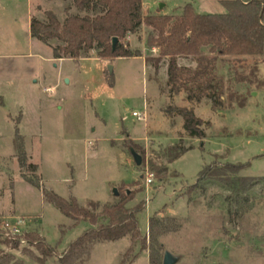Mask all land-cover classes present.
I'll use <instances>...</instances> for the list:
<instances>
[{
  "label": "rangeland",
  "instance_id": "obj_1",
  "mask_svg": "<svg viewBox=\"0 0 264 264\" xmlns=\"http://www.w3.org/2000/svg\"><path fill=\"white\" fill-rule=\"evenodd\" d=\"M145 1L155 14L178 15L187 3L199 13L228 11L222 0ZM148 6L145 11L151 13ZM47 10L57 12L61 21L79 13L72 0H34L33 16L46 21ZM29 23L28 0H0V240L12 233L6 226L11 223L19 228L17 234L36 233L62 253L91 225L75 224L47 201L44 190L75 197L86 207L89 200L99 201L100 212L120 199L114 194L117 188L119 193L134 191L130 207L146 202L139 214L146 248L137 246L134 264H158L152 255L163 263L165 250L180 256L177 264H264V86L232 79L234 66L246 72L253 59L218 61L216 73L224 79L226 100L225 106L214 107L207 97L197 104L186 99L183 89L171 92L169 58L158 67L147 61L159 51L148 46L152 31L145 25L126 40L139 56L102 62L95 51L88 58H48L47 47L53 54L62 43L28 44ZM14 38L20 40L17 46L12 45ZM205 51L210 53L209 48ZM178 63L197 66L193 57L180 56ZM109 64L114 67L113 86L107 80ZM260 73L264 78V62ZM231 93L237 96L233 105ZM170 104L194 107L199 117L210 121L211 126H204L206 138L190 137L182 117L166 113ZM134 111H146V119L139 120ZM16 126L25 138L29 163L38 165L35 172L19 164ZM126 138L144 149V154L134 150L143 158L141 165L125 145ZM178 143L193 148L170 163L166 149ZM152 163L163 170V181ZM212 163L248 165L228 179L202 180L190 192L201 170ZM237 177L256 181L249 187L251 181ZM155 213L170 229L157 237L162 248L153 249L149 218ZM130 245V235L99 242L90 254H80L68 264H120ZM0 248L23 264H41L25 251L37 253L27 240L18 249L3 243ZM46 264L61 263L54 256Z\"/></svg>",
  "mask_w": 264,
  "mask_h": 264
},
{
  "label": "trees",
  "instance_id": "obj_2",
  "mask_svg": "<svg viewBox=\"0 0 264 264\" xmlns=\"http://www.w3.org/2000/svg\"><path fill=\"white\" fill-rule=\"evenodd\" d=\"M72 3L79 13H69L64 21H61L52 10L45 12L46 21L35 16L31 19L32 37L47 45H50L52 40L62 43L53 48L54 58H88L90 56L87 54L91 51H95L102 62L139 56L140 52L131 50L126 40L129 34L137 33L146 25L152 31L147 44L159 51L157 57H149L147 61L158 67L163 58H169L168 83L171 92L178 94L183 89L189 102L199 104L207 97L211 99L214 107L225 106L224 79L216 73L218 61L225 58L236 61L252 58L253 61L246 72L233 67L235 74L232 79L249 86H264V78L260 73V66L264 62V0H222L228 8L225 13H199L192 3H187L178 15L147 13L143 0H72ZM97 11L100 13L92 14ZM115 37L118 41L114 48ZM207 48L210 53L205 51ZM180 56L193 57L197 63L196 68L180 65L178 63ZM113 74L109 72L107 75L111 86L114 85ZM236 97L235 93L229 95L230 105H233L231 101ZM239 103L244 106L245 100L242 99ZM166 113L169 116H181L183 128L190 137L202 140L206 138L204 126H211V122H205L199 117L194 107L170 104L166 108ZM21 116L20 114L17 118V125ZM14 141L21 168L37 171L38 165L29 163L25 138L19 132L18 126ZM124 143L131 150L144 154V149L132 139L126 138ZM192 148L181 143L168 147L166 149L168 161L172 163ZM247 165L241 163L206 165L200 172L198 182L190 186L189 191L196 190L202 180L231 178L229 175L237 174ZM152 170L157 172L160 181L165 179L160 175L163 170L154 163ZM237 180L245 183L251 181L249 187L256 181L249 177H237ZM28 181L39 187L38 182L30 179ZM134 195V191H122L117 202L105 204L102 210L97 212L101 207L99 201L89 200L86 207L75 197L67 199L52 190H44L47 201L74 220L75 224L88 222L91 227L72 240L62 253L57 252L56 247L51 246L44 237L36 233L9 236L0 240V243L18 249L22 240H27L37 253L30 249L25 251L37 262L46 264L49 258L57 256L61 264H68L80 254H90L92 246L96 243L117 241L130 235L131 245L124 253L120 264H132L138 255L137 246L145 249L147 240L139 224V214L144 210L146 202L141 201L133 207L128 206ZM167 220L174 221V218ZM149 229L150 247L162 248L157 237L167 232L169 226L163 224L155 213L149 218ZM151 260L153 263L163 264L155 255H152ZM0 264L23 263L16 260L14 254L0 248Z\"/></svg>",
  "mask_w": 264,
  "mask_h": 264
},
{
  "label": "water",
  "instance_id": "obj_3",
  "mask_svg": "<svg viewBox=\"0 0 264 264\" xmlns=\"http://www.w3.org/2000/svg\"><path fill=\"white\" fill-rule=\"evenodd\" d=\"M118 39L115 37L113 39V47L115 48L116 43H117ZM109 72L112 74L114 71V67L112 64H109L108 66ZM132 155L135 159V162L137 165H141L143 158L141 157L140 154H138L137 152H135L134 150H132ZM129 192V191H128ZM114 194L116 196H119V192L117 190V188L114 189ZM180 260V256L179 255H175L174 253H172L169 250H165L164 252V257H163V264H177V262Z\"/></svg>",
  "mask_w": 264,
  "mask_h": 264
},
{
  "label": "crops",
  "instance_id": "obj_4",
  "mask_svg": "<svg viewBox=\"0 0 264 264\" xmlns=\"http://www.w3.org/2000/svg\"><path fill=\"white\" fill-rule=\"evenodd\" d=\"M147 3L149 4V6H148V10L152 13V11L150 10V3H149V1L148 2H146L145 0H143V5H144V9H146V6H147ZM28 9H29V21H30V23H31V19H32V17H33V13H34V0H28ZM56 14H57V12H56ZM30 23H29V27H30ZM145 27H146V25H145ZM29 39H28V44H30V45H33L34 43H37V41L38 42H40L41 44H43L44 46H46L47 47V45L45 44V43H43V42H41V41H39L38 39H36V38H34V37H32V35H31V30H30V32H29ZM14 40V42L12 41V45H14V46H17L18 44H19V39L18 38H14L13 39ZM48 49H49V52H48V58H50V59H54V60H56V59H58V60H62V59H64V58H54V56H53V54H52V51H51V48H49V47H47ZM91 225V224H90ZM139 258V257H138ZM137 258V259H138ZM136 259V260H137ZM136 260H135V262H136ZM134 262V263H135ZM133 263V264H134Z\"/></svg>",
  "mask_w": 264,
  "mask_h": 264
},
{
  "label": "built area",
  "instance_id": "obj_5",
  "mask_svg": "<svg viewBox=\"0 0 264 264\" xmlns=\"http://www.w3.org/2000/svg\"><path fill=\"white\" fill-rule=\"evenodd\" d=\"M133 116L137 117L139 120H144V119H146V117H147V112L145 111V112H143V113H140V112H138V111H134V112H133ZM148 182H149V183L152 182V179H151V178H148ZM10 224H11V223H6V226L8 227V229L12 231V233L8 231V236H21V235L24 234V233H22V234H17V233H19V228L16 227L15 225H11V226H10ZM11 227H12V228H11ZM22 241H24V240H22Z\"/></svg>",
  "mask_w": 264,
  "mask_h": 264
}]
</instances>
